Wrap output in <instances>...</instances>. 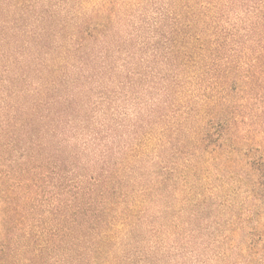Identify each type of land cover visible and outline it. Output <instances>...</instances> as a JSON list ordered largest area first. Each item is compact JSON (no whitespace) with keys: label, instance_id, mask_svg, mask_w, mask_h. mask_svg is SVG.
<instances>
[{"label":"trees","instance_id":"1","mask_svg":"<svg viewBox=\"0 0 264 264\" xmlns=\"http://www.w3.org/2000/svg\"><path fill=\"white\" fill-rule=\"evenodd\" d=\"M245 223L264 264V0H0V264H206Z\"/></svg>","mask_w":264,"mask_h":264},{"label":"rangeland","instance_id":"2","mask_svg":"<svg viewBox=\"0 0 264 264\" xmlns=\"http://www.w3.org/2000/svg\"><path fill=\"white\" fill-rule=\"evenodd\" d=\"M236 243L238 245V248L235 249L232 252H227L228 254H224L223 249H217L216 252L218 253V256H213L211 259H206V264H246V253L243 254L241 252L240 247H241V242L246 241V223L244 224V230L241 232V235L236 236ZM235 243V242H233ZM236 245V244H235ZM241 253L242 255L245 256L244 259L240 258L238 254ZM242 259V262L240 261Z\"/></svg>","mask_w":264,"mask_h":264}]
</instances>
